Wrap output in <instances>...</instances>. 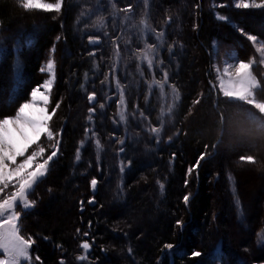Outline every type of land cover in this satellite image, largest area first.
I'll return each mask as SVG.
<instances>
[{"label": "trees", "instance_id": "16d2710c", "mask_svg": "<svg viewBox=\"0 0 264 264\" xmlns=\"http://www.w3.org/2000/svg\"><path fill=\"white\" fill-rule=\"evenodd\" d=\"M234 1L65 0L56 13L0 0V119L14 114L43 82L47 60L55 61L50 130L61 134L60 149L22 218L37 236L35 264L264 262V200L262 208L247 206L252 173L238 172L264 169V129L249 119L251 106L228 102L213 88L214 44L238 59L257 57L239 29L264 44V9H256L259 28H253L249 11L234 8ZM129 5L132 12L122 11ZM147 44L156 45L152 70L140 59ZM164 71L162 92L155 81ZM253 72L264 78L260 62ZM92 92L94 102L87 99ZM153 127L161 128L158 135ZM84 241L91 244L87 253Z\"/></svg>", "mask_w": 264, "mask_h": 264}, {"label": "snow or ice", "instance_id": "6c2138e0", "mask_svg": "<svg viewBox=\"0 0 264 264\" xmlns=\"http://www.w3.org/2000/svg\"><path fill=\"white\" fill-rule=\"evenodd\" d=\"M19 3L25 10L60 13L65 0H55L54 3L47 2V0H19ZM233 6L237 9H264V0H259V2L257 0H238ZM122 11L132 12L133 9L129 5ZM221 19L227 20L228 18L221 17ZM101 26H103V21H101ZM144 27L148 28L146 22H144ZM162 35V32L155 33L157 39ZM247 39L254 45L257 44L255 35H249ZM91 41L97 43L99 36L91 38ZM116 49L117 55H119L118 44ZM257 51L264 53V46L257 48ZM155 55L156 45L147 44L140 56V59L146 61L150 70L153 69ZM255 63V60L250 62L238 61L235 65L228 64L222 72L217 69L218 90L223 97L227 98L228 102L237 103L238 106L240 103L251 106V109L255 111L248 113L249 119L253 122L259 120L261 128L264 129V99L258 98V93L264 92V82L253 74ZM260 63L264 64V58H261ZM41 72L49 73L50 79L45 81L43 85L33 88L30 92V99L21 103L14 115L0 119V254L5 256L4 259H0V264H22V262L23 264H30L32 260L30 249L35 241L31 238L25 239L20 235L18 226L20 212L16 209L18 205L22 211L34 207L35 202L29 200V195L33 193L34 187L47 175L50 163L57 157L60 149V139L58 137L61 134L54 133L49 128V121L55 115V109L52 113L48 111L50 94L55 80V61L49 60L47 65L41 68ZM162 76L163 80L155 81V84L163 92L165 84L168 83L167 71H164ZM116 86L120 89L119 117L121 120H125L126 101L124 91L118 80H116ZM169 86L174 94V99H178L179 92L175 85ZM216 87L217 85L213 84V88ZM41 88L44 91H41ZM17 95L18 93L14 88L10 94L12 102H15ZM87 99L90 102L96 101L95 92L88 95ZM194 103L199 104L200 99H197ZM38 105L42 106L38 107ZM59 107L60 104L57 103L55 108L58 109ZM100 107L103 108V105L101 104ZM33 110H36L39 116L35 115ZM95 111V107L89 109L90 113ZM168 111L171 112L172 108L169 107ZM89 119L91 120V116H89ZM221 119L223 120V114H221ZM150 130L158 135L161 128L153 127ZM42 136H46L49 141H54L53 150L50 154H47L48 150L40 143ZM18 140L23 141V143H19ZM121 143L123 142L121 141ZM34 145L35 148H33ZM96 146L98 150L102 149L98 139L96 140ZM30 148H33L31 153H29ZM18 158L22 159L18 162ZM76 158L79 159V152ZM200 158L203 159L204 156L202 155ZM241 159L251 163L256 162L253 156H244ZM121 170H123V167ZM191 171L192 169H189V173ZM97 183L96 179L91 180L93 190H95ZM10 186L13 190L5 194ZM161 190H163V184H161ZM188 200L189 197L184 196L185 204L188 203ZM177 223L182 224L180 221ZM80 246L85 253L91 248L88 241L82 242ZM166 247L171 249L173 246L169 244ZM192 255L198 257L201 253L194 252ZM35 259L39 261L40 258L37 256ZM78 259L85 261L87 256L80 255Z\"/></svg>", "mask_w": 264, "mask_h": 264}, {"label": "rangeland", "instance_id": "374dc122", "mask_svg": "<svg viewBox=\"0 0 264 264\" xmlns=\"http://www.w3.org/2000/svg\"><path fill=\"white\" fill-rule=\"evenodd\" d=\"M47 2H55V0H47ZM235 2H238V0H235L234 2H233V4L235 3ZM257 2H259V0H257ZM235 8V7H234ZM237 9V8H236ZM245 10H248L249 12H248V16H246V17H248L249 18V20H250V23H252V26H253V28H259V26H257V23H256V20H255V18L257 17H253V16H255V15H258L257 14V12L255 13V11H256V9H245ZM241 20H242V18H241ZM238 33H239V35L243 38L244 37V39L245 38H247V36H249V35H252V34H250V33H247L246 31H241L240 29L238 30ZM250 42V41H249ZM248 46H251V50L255 53V56L257 55V57H259V58H257V57H250L249 59L248 58H241V59H234V58H237V55L235 54V53H232V51L228 48V49H226L227 47H225V46H221V45H219V44H214V56H213V61H212V63H211V68H212V71L214 72V77H215V79H216V85H217V87H218V79H217V69H220V71L222 72L223 71V69L225 68V67H227V65L228 64H233V65H235L238 61H244V62H250V61H252V60H255L256 61V63L257 62H260V60H261V58H264V53H261V52H258L257 51V48H259V47H262V46H264V44L257 38V44H253L252 42H250L249 44H248ZM49 60H53V58H52V56H51V58L50 59H48L47 60V63L49 62ZM262 66L264 67V64H262ZM56 74V73H55ZM253 74L254 75H256L254 72H253ZM257 76V75H256ZM42 77L44 78V80H43V82H41L38 86H41V85H43L44 84V82L45 81H47L48 79H50V74L49 73H47V72H45L43 75H42ZM42 78V79H43ZM257 78H258V76H257ZM259 79V78H258ZM261 81L262 82H264V78L263 79H261ZM54 84H55V80H54V83H53V87H54ZM213 84H215V83H213ZM35 87H37V86H34L33 88H35ZM53 87H52V91H51V94H50V103H51V100H52V96H53ZM41 91H44V89L43 88H41ZM31 92V91H30ZM30 92H29V94H28V99L27 100H29L30 99ZM258 98H261V99H264V92H259L258 93ZM27 100H25V101H23L22 103H24V102H26ZM50 103H49V106H48V111H49V113H52V111L54 110V108H50ZM42 105H38V107H41ZM17 110H18V108H17ZM16 110V111H17ZM15 111V112H16ZM15 112H14V114H15ZM33 113L35 114V115H37V116H39V113L38 112H36V110H33ZM13 114V115H14ZM12 116V115H11ZM7 117H9V116H7ZM53 118V117H52ZM51 124H52V120L51 121H49V128H50V126H51ZM54 126V125H53ZM55 127V126H54ZM55 133V132H54ZM59 133V132H58ZM43 137V136H42ZM58 139H59V137H58ZM18 142L19 143H23V141H19L18 140ZM40 143H41V145L43 146V147H45L48 151H47V154H50L51 153V151L53 150V144H54V142L53 141H49L47 138L46 139H44V140H40ZM33 148H35V145L33 146ZM33 148H30L29 149V153H31V151L33 150ZM255 147L253 146L252 147V152H254L255 151V149H254ZM259 153V152H258ZM259 155H262V154H259ZM57 156H58V154H57ZM22 158H18V162L21 160ZM55 159V158H54ZM52 163V162H51ZM51 163H50V165H51ZM230 164H233V162L232 163H230ZM49 170H50V166H49ZM244 171V172H243ZM243 171H240V170H238V172H240V173H252V180H250V182H251V184L249 183L248 184V187H250L251 185L253 186V184H254V187L253 188H251V191H250V189H249V191L247 192V198H246V196H244L245 197V202H246V204H247V206L249 205V206H253V210H255V209H259V208H262L261 206H262V204H263V200H264V169H261V170H259L258 169V167H249L248 169H245V170H243ZM259 171V172H258ZM49 172V171H48ZM247 175V174H246ZM250 177V176H249ZM245 185V184H244ZM96 187H97V185H96ZM35 188L36 187H34V190H35ZM13 189L11 188V186L6 190V193L5 194H7V193H10L11 191H12ZM33 190V191H34ZM93 190V189H92ZM95 190H96V188H95ZM95 190H93V191H95ZM240 190H242V188L240 187ZM254 190L256 191V192H254ZM242 192H243V190H242ZM33 194V193H32ZM32 194H30L29 195V200H31V201H34L35 203H34V206H35V204H36V199L33 197L34 195H32ZM244 195V194H243ZM89 202H93V198H90L89 200H88ZM34 207H31V208H28L27 210H21V208H20V206L18 205L17 206V211L18 212H20V219H19V221H18V226H19V228H20V235L21 236H23L25 239H28V238H31L32 240H34L35 241V243L33 244V245H35L36 244V242H37V239H36V234H32V233H30L27 229H25V227L24 226H22L23 225V222H22V218H23V216L25 215V214H27V213H29L30 212V210H32ZM250 208V207H249ZM136 210H138L140 213H141V209L140 208H138V209H136ZM56 211L58 212V209H56ZM130 212H133V213H135L134 212V210H130ZM264 215V214H263ZM143 217H145L147 220H150V221H152V220H155L156 218H158L157 216H155L154 218L153 217H149V216H146L145 214H144V216ZM247 236H249V235H247ZM33 245H32V247H33ZM32 247H31V249H30V255L32 256V260H31V262H30V264H35L36 263V260H35V256H34V254H33V252H32ZM5 258V256L3 255V254H0V259H4ZM22 264H23V262H22ZM260 264H264V262L263 263H260Z\"/></svg>", "mask_w": 264, "mask_h": 264}, {"label": "bare ground", "instance_id": "6f19581e", "mask_svg": "<svg viewBox=\"0 0 264 264\" xmlns=\"http://www.w3.org/2000/svg\"><path fill=\"white\" fill-rule=\"evenodd\" d=\"M90 45V44H89ZM254 192H256L255 190H254Z\"/></svg>", "mask_w": 264, "mask_h": 264}]
</instances>
